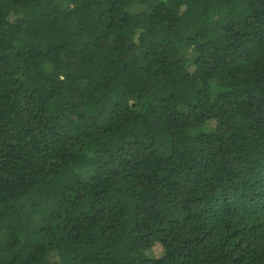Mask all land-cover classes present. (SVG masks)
<instances>
[{
	"label": "trees",
	"instance_id": "1",
	"mask_svg": "<svg viewBox=\"0 0 264 264\" xmlns=\"http://www.w3.org/2000/svg\"><path fill=\"white\" fill-rule=\"evenodd\" d=\"M0 264H264V0H0Z\"/></svg>",
	"mask_w": 264,
	"mask_h": 264
},
{
	"label": "rangeland",
	"instance_id": "2",
	"mask_svg": "<svg viewBox=\"0 0 264 264\" xmlns=\"http://www.w3.org/2000/svg\"><path fill=\"white\" fill-rule=\"evenodd\" d=\"M223 119H221V121H222ZM154 251H155V253H159V248L158 247H155L154 248Z\"/></svg>",
	"mask_w": 264,
	"mask_h": 264
}]
</instances>
